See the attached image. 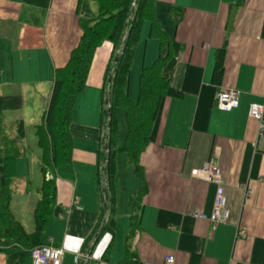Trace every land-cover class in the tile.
<instances>
[{
    "label": "crops",
    "instance_id": "obj_1",
    "mask_svg": "<svg viewBox=\"0 0 264 264\" xmlns=\"http://www.w3.org/2000/svg\"><path fill=\"white\" fill-rule=\"evenodd\" d=\"M91 1L0 0V95L23 99L27 85L38 86L41 81L51 85L54 68L65 64L79 41V17L96 15ZM154 3L161 27L180 46L170 81L179 94L160 103L150 141L139 158L142 176L136 175L125 151L116 153L117 215L113 233L98 237L97 163L102 149L98 113L113 50L106 41L96 49L86 86L74 104L72 158L55 170L56 202L41 244L62 248V264H119L127 249L132 264H166L168 256H173L172 264H264V136L258 138L257 124L248 116V105L264 100V0ZM170 9L180 13L177 24L168 15ZM148 31L145 21L130 68L132 100L138 97L141 69L166 50ZM223 89L238 92L237 108L215 107L216 94ZM19 111H5L4 120H22ZM124 140L118 136V146ZM20 158H26V149ZM209 159L223 174L229 210L228 221L214 231L206 220L193 216L209 213L213 206L215 186L198 178ZM142 186L139 223L131 232V197ZM24 188L28 195L22 199L18 195ZM31 189L26 174L15 180L10 198L14 218L28 232L39 199ZM241 228L245 233L237 235ZM6 249L0 245V264H8L13 252ZM74 254L81 255L77 262ZM26 264H31L30 258Z\"/></svg>",
    "mask_w": 264,
    "mask_h": 264
},
{
    "label": "trees",
    "instance_id": "obj_2",
    "mask_svg": "<svg viewBox=\"0 0 264 264\" xmlns=\"http://www.w3.org/2000/svg\"><path fill=\"white\" fill-rule=\"evenodd\" d=\"M93 1L97 4V13L94 17H79V41L71 50L65 64L54 68L51 90L41 122L34 126V134L40 148L42 183L39 199L33 210L34 224L30 232L14 218L10 210L11 182L15 177L16 160L25 155L24 125L22 120L6 122L3 117L5 111L21 109L23 99L20 95H0V245L7 248L6 250H13L8 255V264H26L31 250L41 244V235L52 216L56 202L55 170L69 163L72 158L70 130L74 104L86 86L94 53L103 42H110L113 50L102 85L99 118L102 149L97 163V189L101 207V228L98 237L105 232L113 233L116 216V153L125 151L133 163L136 175L141 178L139 158L150 141L160 103L164 97L179 94L173 89L170 81L174 58L178 55L180 46L161 27L155 16L154 0H137L135 6V0ZM168 15L175 24L178 23L180 13L170 9ZM145 21L149 23L148 36L157 39L160 49L165 46L166 50L164 54H159L152 64L141 69L138 97L132 100L128 95L130 68ZM116 55L117 61L114 62ZM218 73L219 64L215 68L214 76ZM107 94L110 115L105 107ZM117 108L124 112L127 125L125 140L121 146L117 144ZM104 144L108 152L103 150ZM49 174L52 176L48 177ZM144 193L142 186L131 197V232L138 226ZM107 250L108 247L104 251L105 255ZM132 257V252L127 249L126 258L119 264H132Z\"/></svg>",
    "mask_w": 264,
    "mask_h": 264
},
{
    "label": "built area",
    "instance_id": "obj_3",
    "mask_svg": "<svg viewBox=\"0 0 264 264\" xmlns=\"http://www.w3.org/2000/svg\"><path fill=\"white\" fill-rule=\"evenodd\" d=\"M215 107L222 111H231L239 106V95L234 89H223L216 94ZM248 116L255 120L257 124V136H264V100L261 103L251 102L248 105ZM198 178L202 181L211 183L215 186L213 206L209 213L193 212L197 219L206 220L212 231L220 224L228 221L229 210L226 206V196L223 192V174L219 166L209 159L199 170ZM76 204V201H74ZM245 230L238 229L236 234L243 235ZM64 250L48 244H40L34 247L30 252L31 264H62ZM81 258L80 254H74L73 260L77 262ZM173 256L165 259L166 264H172Z\"/></svg>",
    "mask_w": 264,
    "mask_h": 264
},
{
    "label": "rangeland",
    "instance_id": "obj_4",
    "mask_svg": "<svg viewBox=\"0 0 264 264\" xmlns=\"http://www.w3.org/2000/svg\"><path fill=\"white\" fill-rule=\"evenodd\" d=\"M92 10L94 14L97 12V4L95 1H91ZM51 85L50 82L41 81L40 85H27L24 91V104L21 108V111L17 112L20 119L23 120L24 125V145L26 149V158H20L16 161L15 164V180L19 177H26V174H29V179L31 181V195H39V186L41 185V174H40V148L37 144V138L34 134V126L41 122L42 113L44 110V100L49 92ZM3 91V90H2ZM100 113V111H99ZM98 113V120H99ZM116 119L119 131V137L123 138L126 135L127 125L124 117V113L121 109L117 108ZM120 174L123 175L126 179L125 170L121 169ZM15 180L11 182V187L15 185ZM27 189L24 188L18 196H21L22 199H25ZM11 205L15 203V195L12 197ZM22 201V200H21ZM117 215V212H115ZM120 216V214H118Z\"/></svg>",
    "mask_w": 264,
    "mask_h": 264
},
{
    "label": "water",
    "instance_id": "obj_5",
    "mask_svg": "<svg viewBox=\"0 0 264 264\" xmlns=\"http://www.w3.org/2000/svg\"><path fill=\"white\" fill-rule=\"evenodd\" d=\"M136 2H137V0L134 1L133 6H135ZM117 57H118V55L115 56V58H114V62L117 61ZM105 105H106V107H107V113H108V115H110V112H109V94H107V95L105 96ZM103 150H104L105 152H108V150H107V146H106L105 144L103 145ZM85 255H86V253H85Z\"/></svg>",
    "mask_w": 264,
    "mask_h": 264
}]
</instances>
